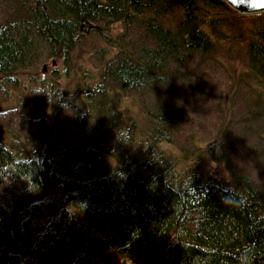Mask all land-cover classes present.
<instances>
[{
    "label": "trees",
    "instance_id": "obj_1",
    "mask_svg": "<svg viewBox=\"0 0 264 264\" xmlns=\"http://www.w3.org/2000/svg\"><path fill=\"white\" fill-rule=\"evenodd\" d=\"M84 19L113 51L96 49L90 93L48 84L34 93L51 116L0 110V264H264V14L223 0H0V102L21 71L71 67ZM114 23L122 31L107 35ZM229 41L246 64L238 77L218 58ZM113 87L141 107L144 129ZM62 115L83 149L45 144ZM198 142L228 180L176 178L165 145Z\"/></svg>",
    "mask_w": 264,
    "mask_h": 264
},
{
    "label": "rangeland",
    "instance_id": "obj_2",
    "mask_svg": "<svg viewBox=\"0 0 264 264\" xmlns=\"http://www.w3.org/2000/svg\"><path fill=\"white\" fill-rule=\"evenodd\" d=\"M122 31L121 23H114L104 30L107 35L115 36ZM255 29L253 30L254 34ZM92 30L90 33H84L83 42L76 48L74 52L73 59H71V67L63 65L60 59L51 58L48 62L41 63L38 70H25L21 71L19 75H15V83L8 86V97L6 100L0 102V110L6 108H17L25 114L29 115H40L44 114L47 116L52 115V108L41 103L35 96V90L44 86L48 87V84H59L60 88L69 90L70 92L76 89L78 95H86L90 93V87L98 84L102 67L100 65V56H96L97 48H103L104 54L107 56L108 53H113L109 51L110 46L106 43L105 37L96 35ZM105 38V39H104ZM233 41L225 42L222 44V49L219 48L220 55L218 58L227 67L230 73L238 77L242 72H247L246 64L243 61V55L238 51V46ZM232 43V44H231ZM230 44V45H229ZM48 63L49 66L44 65ZM55 70V73H52ZM91 85V86H89ZM253 92L252 95L259 92L261 88L260 83L256 80L253 81ZM114 90L110 91V99L112 103L118 108L119 112L124 119L128 122L134 120L139 125V128H145L148 124L147 117L142 111L141 107L132 100L125 92L113 87ZM86 98L84 97L83 100ZM225 111L227 105L224 106ZM64 126L66 124L64 115L58 119L57 124L53 125L52 131L49 133L45 144L57 143L61 145L62 148H80L83 149L84 144L87 141L85 138V133H82L79 127L74 129L71 126L68 127L67 135L65 139L58 137L55 134V129ZM67 125V124H66ZM19 135V134H18ZM18 139H22L18 136ZM22 144L31 151L32 143L22 139ZM165 144V143H164ZM207 143L198 142V147L192 153H182L179 149L172 145H165L166 150H168L173 156V173L178 179H184L185 176L190 171H204L210 175H213L222 180H228V172L226 170L225 164L216 160L209 158L205 152V145ZM165 154L166 150L163 149ZM168 156V155H167ZM111 163L115 164V161L110 157L106 156ZM237 167L242 170H247L250 164L244 163L239 157L235 160ZM240 161V162H238ZM238 162V163H237ZM108 258L113 262L118 264L123 261V257L117 254H110Z\"/></svg>",
    "mask_w": 264,
    "mask_h": 264
},
{
    "label": "water",
    "instance_id": "obj_3",
    "mask_svg": "<svg viewBox=\"0 0 264 264\" xmlns=\"http://www.w3.org/2000/svg\"><path fill=\"white\" fill-rule=\"evenodd\" d=\"M232 10L239 16H254L264 14V0H223ZM98 26L89 20H83L80 25V30L83 33H90L92 30L97 29ZM47 67V65H46ZM68 128L62 125L55 129V134L65 139Z\"/></svg>",
    "mask_w": 264,
    "mask_h": 264
}]
</instances>
